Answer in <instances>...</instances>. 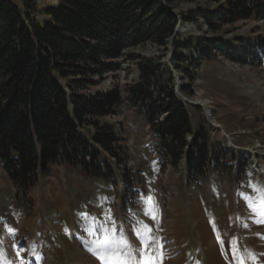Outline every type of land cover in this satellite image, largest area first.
Wrapping results in <instances>:
<instances>
[{
  "label": "rangeland",
  "instance_id": "374dc122",
  "mask_svg": "<svg viewBox=\"0 0 264 264\" xmlns=\"http://www.w3.org/2000/svg\"><path fill=\"white\" fill-rule=\"evenodd\" d=\"M34 3L33 17L42 22L41 13L58 1ZM206 6L216 8L196 0L177 2L173 10L186 14ZM189 37L236 48L249 41L255 44L248 54L251 62L231 61L220 50L203 59L189 46L181 54L198 61L193 68L188 61L172 60L171 45L167 50L152 45L126 50L116 71L79 91H115L122 98L115 115L100 119L113 126L120 140L116 154L97 149L101 177H87L78 167L59 163L38 174L22 193L0 165V264H101L88 251L92 240L103 237L100 226L114 228L140 247L137 221L159 237L162 264H235L233 240L244 264H264V224L255 222L258 217L242 195L253 196L252 185L264 186V21H239L216 32L202 21L180 23L173 39L186 43ZM152 57L160 65L161 85L173 89L196 133L207 137L203 144L218 171L207 167L202 177L186 178L182 160L169 161L168 149L152 132L144 111L130 104L128 90L140 82L138 62ZM183 86L189 95L180 92ZM79 131L89 138L93 130ZM149 196L155 221L144 214Z\"/></svg>",
  "mask_w": 264,
  "mask_h": 264
},
{
  "label": "trees",
  "instance_id": "16d2710c",
  "mask_svg": "<svg viewBox=\"0 0 264 264\" xmlns=\"http://www.w3.org/2000/svg\"><path fill=\"white\" fill-rule=\"evenodd\" d=\"M34 1L0 0V165L22 193L59 163L78 167L87 177L102 176L97 149L116 154L120 140L100 119L115 115L122 98L115 91H79L116 71L126 50L171 45L174 62L197 68L194 57L181 54L194 46L203 59L220 50L227 59L248 64L255 47L249 41L236 48L215 39L189 37L181 43L173 37L180 23L202 21L216 32L239 21H264V0H202L216 8L186 14L174 12V4L196 0H57L41 13L42 22L33 17ZM154 60L138 62L140 82L128 90L130 104L144 111L169 161L182 160L186 178L202 177L207 167L218 171L203 144L207 137L196 133L173 89L161 85ZM180 92L189 95L186 86ZM87 128L93 130L89 138L79 131Z\"/></svg>",
  "mask_w": 264,
  "mask_h": 264
},
{
  "label": "snow or ice",
  "instance_id": "6c2138e0",
  "mask_svg": "<svg viewBox=\"0 0 264 264\" xmlns=\"http://www.w3.org/2000/svg\"><path fill=\"white\" fill-rule=\"evenodd\" d=\"M254 195L242 194L249 209L258 217L256 223L264 224V186L252 185ZM146 208L144 214L156 220L154 200L151 196L145 201ZM111 219V217H109ZM139 227L134 229L140 241V247H133L127 237L116 233L115 229L100 226L103 231L101 239H94L90 242L88 251L92 253L101 264H162L164 253L163 245L159 242V237L153 233V229L146 224L137 221ZM11 231V230H10ZM223 250V241H218ZM232 258L235 264H244L236 241H231ZM254 260L255 256L249 254Z\"/></svg>",
  "mask_w": 264,
  "mask_h": 264
},
{
  "label": "water",
  "instance_id": "95a60500",
  "mask_svg": "<svg viewBox=\"0 0 264 264\" xmlns=\"http://www.w3.org/2000/svg\"><path fill=\"white\" fill-rule=\"evenodd\" d=\"M180 25V24H179ZM179 25H178V28H177V30H176V32H175V34L177 33V31H178V29H179Z\"/></svg>",
  "mask_w": 264,
  "mask_h": 264
}]
</instances>
